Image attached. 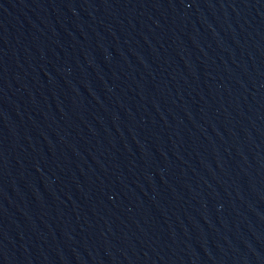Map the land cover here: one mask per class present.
I'll return each mask as SVG.
<instances>
[{
    "label": "water",
    "instance_id": "obj_1",
    "mask_svg": "<svg viewBox=\"0 0 264 264\" xmlns=\"http://www.w3.org/2000/svg\"><path fill=\"white\" fill-rule=\"evenodd\" d=\"M0 264H264V0H0Z\"/></svg>",
    "mask_w": 264,
    "mask_h": 264
}]
</instances>
